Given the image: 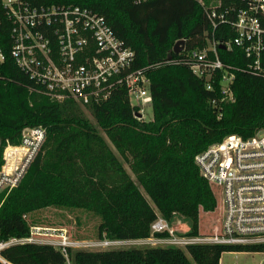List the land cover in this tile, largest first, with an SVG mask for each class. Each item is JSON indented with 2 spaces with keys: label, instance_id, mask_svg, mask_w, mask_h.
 Instances as JSON below:
<instances>
[{
  "label": "trees",
  "instance_id": "trees-1",
  "mask_svg": "<svg viewBox=\"0 0 264 264\" xmlns=\"http://www.w3.org/2000/svg\"><path fill=\"white\" fill-rule=\"evenodd\" d=\"M213 0H203L210 5ZM78 4L105 16L115 33L136 52L135 67L150 78L153 118L136 116L125 87L102 102L51 99L10 54L9 24L0 28L6 58L0 61V138L17 142L27 126H43L45 143L22 181L0 194V239L29 234L32 212L54 206L97 213L98 239L164 237L152 232L159 217L183 216L189 235L216 233L220 221L217 188L203 180L196 155L226 135L243 137L264 130V50L262 73L248 68L251 58L238 46L218 55L234 73V101L222 103L217 71L214 89L195 75L190 62L175 53L202 49L208 38L225 41L235 33L229 23L215 30L199 0H38ZM175 61H168V59ZM179 62H178V61ZM131 157V160H130ZM128 162L136 173L126 171ZM145 191L147 196L142 192ZM83 239V238H81ZM238 247L190 244L88 250L69 248L73 264H218L222 251ZM4 255L14 264H67L53 245L25 243ZM1 264V263H0Z\"/></svg>",
  "mask_w": 264,
  "mask_h": 264
},
{
  "label": "built area",
  "instance_id": "built-area-1",
  "mask_svg": "<svg viewBox=\"0 0 264 264\" xmlns=\"http://www.w3.org/2000/svg\"><path fill=\"white\" fill-rule=\"evenodd\" d=\"M143 1L146 0H134ZM199 1L214 30L229 23L235 35L225 41L208 38L202 49L185 51L184 46L178 53L184 54L180 59L190 62L193 73L205 81L208 90L214 89L216 72L222 71L220 98L212 100L221 115L222 103L235 100L234 73L220 59L217 47L242 48L251 58L248 68L262 73L264 0H213L209 6ZM5 22L9 24L10 54L39 85V91L51 99L73 98L88 104L105 101L116 89L125 87L131 105L143 118L144 106L152 102L147 67H135V50L115 33L105 16L78 4L0 0V28ZM5 58L0 44V61ZM46 137L43 126H27L17 142L0 138V194L20 183ZM195 161L203 180L214 185L219 193L217 232L179 235L168 219L158 217L151 224L152 232L167 231L168 235L156 238H164V246L181 248L190 244L238 247L222 251L218 264H264V130L250 137L226 135L199 152ZM152 237L155 236L135 240ZM25 243L53 245L64 254L67 264H73L69 248H104L118 240L72 239L64 228L31 224L28 235L0 239V263L14 264L4 252ZM224 253H241L256 260L225 262Z\"/></svg>",
  "mask_w": 264,
  "mask_h": 264
},
{
  "label": "rangeland",
  "instance_id": "rangeland-1",
  "mask_svg": "<svg viewBox=\"0 0 264 264\" xmlns=\"http://www.w3.org/2000/svg\"><path fill=\"white\" fill-rule=\"evenodd\" d=\"M153 118V108L150 105L144 106L143 119L151 120ZM131 160V157H130ZM125 169L127 173L136 180V173L130 167L128 162H124ZM26 174V173H25ZM23 179V178H22ZM22 181V180H21ZM20 181V182H21ZM10 191V190H9ZM7 191L6 193H8ZM142 192L147 196L145 191ZM150 200V199H149ZM151 202V200H150ZM152 203V202H151ZM153 204V203H152ZM27 219L32 217L37 218V224L41 226L54 227V228H64L67 234L72 239H87L89 240H100L97 235V227L100 222V216L93 212L87 211L82 208H58L54 206H48L38 209L28 216L25 215ZM161 217V216H159ZM171 227L179 235L187 233L189 231V222L183 216H175L174 219L169 220ZM164 246V238L152 237L147 240H135V239H125L118 240V243L111 244L107 247H95L87 246L85 249H112V248H130V247H147V246ZM185 248V247H184ZM223 260L225 262H238V261H252L256 260L250 255H244L241 253H224Z\"/></svg>",
  "mask_w": 264,
  "mask_h": 264
},
{
  "label": "water",
  "instance_id": "water-1",
  "mask_svg": "<svg viewBox=\"0 0 264 264\" xmlns=\"http://www.w3.org/2000/svg\"><path fill=\"white\" fill-rule=\"evenodd\" d=\"M184 44H185V40L184 39H180V40L176 41V43L174 45V48H173L174 52L175 53L180 52L184 48ZM220 47L225 48L226 46L225 45H220ZM152 104L153 103L151 102L149 105L152 106ZM136 116L137 117H141L142 114L140 112H137Z\"/></svg>",
  "mask_w": 264,
  "mask_h": 264
}]
</instances>
